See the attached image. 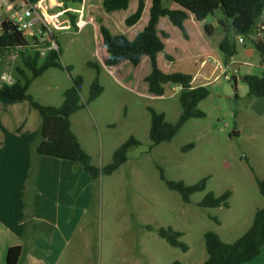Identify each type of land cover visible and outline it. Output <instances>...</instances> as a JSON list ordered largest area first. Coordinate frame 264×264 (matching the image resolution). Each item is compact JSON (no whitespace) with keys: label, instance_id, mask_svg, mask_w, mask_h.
<instances>
[{"label":"rangeland","instance_id":"374dc122","mask_svg":"<svg viewBox=\"0 0 264 264\" xmlns=\"http://www.w3.org/2000/svg\"><path fill=\"white\" fill-rule=\"evenodd\" d=\"M56 1L57 5L44 0L42 5L50 15L65 11L63 19L68 22L63 26L68 27L56 31L65 68L49 69L33 82L29 93L44 105L60 106L73 85L72 77L83 78L81 98L87 106L71 117L72 129L99 169L112 162L116 149L130 137L140 145L129 150L128 161L111 175L94 179L80 165L81 176L64 171L58 195L37 196L39 207L46 202L34 221V228L43 234L39 242L31 235L25 239L19 264L32 258L40 264L203 263L208 258L206 233L215 232L224 242L233 243L250 229L257 210L264 208L259 185L264 180V98L249 96L244 80L264 74V62L255 48V42L264 41V12L249 37L236 35L232 20L221 10L204 21L190 14L186 35L162 18L158 29L165 50L158 55L159 67L168 73L192 75L193 85L206 86L209 96L199 104L205 117L188 120L172 141L151 149L150 108L177 123L182 113L181 89L168 84L163 97L150 95L145 82L151 73L148 57L136 67L128 62L119 69L106 65L109 53L100 32L106 26L114 35L124 34L131 40L148 23L149 11L138 24L128 27L126 19L136 11L137 1L130 9L115 12H107L103 0ZM163 5L178 8L172 0H163ZM6 15V6H0V21ZM208 25L214 27L212 35L206 32ZM226 33L237 44V54L229 64L220 50ZM11 55H2L1 68L16 79L22 57ZM89 61H98L101 71L90 68ZM234 65H238L236 85ZM97 77L104 91L90 102ZM190 144L194 147L186 148ZM161 169L169 181L192 186L206 179V187L186 203L179 192L169 189ZM227 191L231 192L228 207L200 206L210 192L219 197ZM162 228L183 233L179 239L188 250L163 239Z\"/></svg>","mask_w":264,"mask_h":264},{"label":"trees","instance_id":"16d2710c","mask_svg":"<svg viewBox=\"0 0 264 264\" xmlns=\"http://www.w3.org/2000/svg\"><path fill=\"white\" fill-rule=\"evenodd\" d=\"M132 0H103V8L107 12L127 10ZM147 1H150L149 20L144 29L133 40L124 34L114 35L106 26L100 27L102 41L109 57L106 65L116 66L121 62H128L138 66L144 57H148L151 63V73L145 77L148 92L152 96L163 97L165 87L174 84L181 87L180 104L182 113L177 123L166 120L163 113L150 108L151 127L150 140L152 147L164 142L172 141L182 126L192 118H203L206 114L199 109L201 101L209 96L206 86H194V77L183 72H164L158 64V55L165 50V43L159 35L158 25L162 18H168L170 23L186 35L185 21L190 14L197 21H204L216 11L232 20L236 35L249 37L261 20L264 12V0H172L178 8L171 9L163 5V0H137L136 11L126 19V25L133 27L138 24L145 12ZM0 32V75L1 57L3 54L15 48L22 51V65L16 68L17 78L13 84L0 82V103L5 106L27 103L30 109L38 112L41 126L36 131H24L23 124L16 131H9L0 122V129L4 134V142L0 148V221L18 237L25 234V185L31 168L33 145L36 153L64 161L77 163L83 167L94 179L100 174L111 175L128 161V152L133 146L140 145L134 137H130L121 144L113 155L110 164L101 169L92 163L91 155L83 148L78 137L72 130L71 117L87 106L81 98L83 78L72 77L73 85L64 93V101L60 106L44 105L37 101L29 90L33 82L43 76L49 69H64L62 64V48L57 40L59 49L50 51L45 57H41L37 51L29 49L25 35L18 31L10 22H2ZM209 35L214 33L212 25L206 26ZM167 37L166 33H162ZM255 48L259 51L264 62V41L255 42ZM220 50L224 54L225 62L230 63L237 54L236 39L230 33H226L220 43ZM88 66L99 73L101 66L98 61H89ZM70 73L71 67H66ZM249 88V96L264 98V74L262 76L249 75L245 80ZM104 91L98 77L93 82L89 101H95ZM194 147V144L186 148ZM161 177L166 181L169 189L182 195L184 202L189 203L190 197L196 192L203 191L206 187V179L196 185L188 186L183 181L174 182L166 179L161 169ZM260 190L264 194V180L259 181ZM230 191L216 197L210 192L200 203L202 208L228 207ZM160 236L172 246L180 247L183 251L188 246L180 241L181 232L170 229H160ZM205 246L208 258L201 264H245L255 260L264 250V208L257 210L254 222L250 229L233 243L221 240L215 232L205 235ZM23 253L21 246L9 248L7 264H19ZM173 264H181L179 261Z\"/></svg>","mask_w":264,"mask_h":264},{"label":"crops","instance_id":"0c3cea01","mask_svg":"<svg viewBox=\"0 0 264 264\" xmlns=\"http://www.w3.org/2000/svg\"><path fill=\"white\" fill-rule=\"evenodd\" d=\"M13 1L19 2V0H13ZM38 1L43 3L44 0H36V2ZM135 1L137 0H132L130 5L133 4V2ZM66 2H69V0H66ZM56 5H57V1H56ZM102 6H103V1H102ZM137 6H138V2H137ZM137 6H135V9H137ZM149 8H150V5L147 1V6H146L143 16L145 15L146 11H149ZM128 9H130V6ZM8 15H6L5 18H7ZM2 17L0 18V20H2ZM134 38H132L131 40H133ZM248 50H246V52ZM145 58L146 57H144L143 60ZM106 59H108V57ZM123 63H127V62H121L116 66H110V67H115L119 69L120 68L119 66H121ZM177 87L181 89V87L179 86ZM179 93H181V90ZM32 117L34 119L31 123ZM0 122H2V124L11 132L16 131L23 124H25L24 131H36L41 126L40 117H38V115H36L34 111L30 109L29 105H27L26 103L15 104V105H10V106H5L0 103ZM3 142H4V134L0 129V148L2 147ZM36 146L37 144L33 145L31 168L29 170V175H28V179H27V182L25 185V191H24L25 193L24 213H25V225H26L25 234L21 238L16 236L10 231V229L7 226H5L0 221V264H7L6 260H7V253H8L9 248L13 246H21L23 248L25 239L29 235L33 237V240L35 242L40 241L43 231L40 229L34 228V221L38 218V215H37L38 209L46 208L44 206L46 202L45 204H42L39 207V205H37L38 201L36 197L39 196V198H41L43 196H48V195H58V191H60L63 187L62 185L64 181L63 175H64L65 170L71 174L76 172L80 176L83 175V169H81L80 165H77V163L55 159V158H50V157H45V156H39L36 153ZM48 175L50 176V179H51L50 184L47 182V178L49 177ZM51 192L53 194H51ZM56 205L59 206V203H56ZM262 256H264V250L255 260L245 263V264H262V262H264V258ZM39 262L40 261H38L37 259L32 258L26 264H40Z\"/></svg>","mask_w":264,"mask_h":264},{"label":"built area","instance_id":"2783aa9c","mask_svg":"<svg viewBox=\"0 0 264 264\" xmlns=\"http://www.w3.org/2000/svg\"><path fill=\"white\" fill-rule=\"evenodd\" d=\"M0 6H6V11L9 13L5 19L17 28L18 31L25 35L28 42V48L37 51L41 57H45L50 51H57L56 31L63 26L67 20H64L65 11H59L54 14H49L40 1L32 2L31 0H0ZM4 21V20H3ZM0 22V32L2 31V22ZM82 25V26H80ZM80 29L84 27V22L79 24ZM240 42H244L241 38ZM22 50L15 48L8 51L11 53V58L15 59L19 56ZM220 67H222L220 65ZM226 79H230L227 74ZM0 82L3 84H13L15 79L8 70H2Z\"/></svg>","mask_w":264,"mask_h":264},{"label":"water","instance_id":"95a60500","mask_svg":"<svg viewBox=\"0 0 264 264\" xmlns=\"http://www.w3.org/2000/svg\"><path fill=\"white\" fill-rule=\"evenodd\" d=\"M51 1L52 2L54 1L56 3V0H51ZM234 67H236V68L232 69V73L234 75L233 81H234V83L236 85L237 84V80H238V77L236 76V71L238 70V65H234ZM240 78H242V77H240ZM246 79H247V77H244V80H246Z\"/></svg>","mask_w":264,"mask_h":264}]
</instances>
